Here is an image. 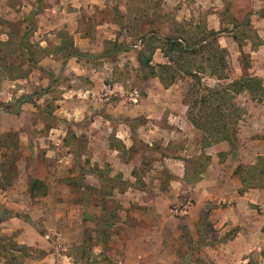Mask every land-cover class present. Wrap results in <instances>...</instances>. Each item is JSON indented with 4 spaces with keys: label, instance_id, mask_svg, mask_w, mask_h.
Masks as SVG:
<instances>
[{
    "label": "rangeland",
    "instance_id": "374dc122",
    "mask_svg": "<svg viewBox=\"0 0 264 264\" xmlns=\"http://www.w3.org/2000/svg\"><path fill=\"white\" fill-rule=\"evenodd\" d=\"M262 15L264 0H0V261L33 264L54 254L56 264H264V192L239 195L235 175L264 156ZM212 31L220 33L225 65L172 54L183 101H193L197 89L190 70L211 89L258 81L248 82L251 93L236 95L237 149L214 145L209 171L203 136L184 137L178 128L165 139L157 131L149 144L140 137L148 128L144 116L108 118L103 110L108 123L95 113L78 119L57 112L66 87L89 85L65 69L71 49L62 51L64 42H92L89 56L77 59L90 71L107 62L113 74L105 84L120 83L133 103L130 94L143 98L149 87L135 67L137 54L167 39L193 43L207 35L216 42ZM46 58L66 72L54 79L40 64ZM23 97L30 107L16 115ZM120 121L128 125L127 146L115 137ZM176 160L185 165L186 182L178 196L168 188L174 177L167 166H180ZM34 179L44 182L46 195L31 196ZM19 231L42 248L21 245Z\"/></svg>",
    "mask_w": 264,
    "mask_h": 264
},
{
    "label": "crops",
    "instance_id": "0c3cea01",
    "mask_svg": "<svg viewBox=\"0 0 264 264\" xmlns=\"http://www.w3.org/2000/svg\"><path fill=\"white\" fill-rule=\"evenodd\" d=\"M214 28L216 27L214 26ZM78 34L80 33L78 32ZM74 39V46L76 48L79 46V50L82 52H86L88 48L93 47L92 42H82L84 40L82 37L78 39L80 42L77 41L76 37ZM134 47L137 48V46ZM91 52H93V50H91ZM138 57L139 54H137V58L133 59L137 62L135 66L136 68H140ZM48 59H44L42 62H40V64L42 65V69L44 71L52 73V77H54V79L56 76L58 78L60 73L66 72L61 70L58 72V68L55 66L56 60L52 61ZM166 63L167 58L163 55L161 49H156L152 64L157 65ZM107 64L108 63L106 62L103 69H92L90 71L86 66L83 65L82 61L77 59V57L70 58L66 63L65 69L67 72H70L75 80L80 82L85 80L89 83V85L85 88L80 85H74L70 88L66 87V93L63 94V97L66 99L61 98L59 101H57V103L60 104L57 106V112H61L66 116H77L78 119L85 118L88 116V114L90 115L95 113V120L100 119L108 123L111 122V120L106 119L101 114H99L101 111L103 113V110V114L107 115L108 118L122 117L124 119L136 120L139 117L144 116L147 120L145 124H147L148 128L147 130H143L144 132L140 137L143 142L149 144H151L149 141L155 134H157V131L159 132V136H164L166 139L167 133L165 132L172 133V130L178 128L182 131V136L184 137H196L199 140L202 138V132L196 129L188 119V106L183 101L182 90L178 91L174 84L166 88L161 84L157 77H154L147 80L149 87L146 90V95L143 98L139 97V101L137 103H128L129 98L126 96L124 88L120 85V83H114L113 87L105 84V80L111 74H113V70L109 68ZM117 86H120V90H117L119 88L116 89ZM104 88L108 89V91L103 95L102 91ZM117 93L119 99L115 101L111 100L113 98L112 95L117 96ZM29 107L30 104L24 103L21 105L20 110L23 112L25 109L28 110ZM67 121L69 120L67 119ZM94 123H96V121H94L92 125ZM118 127L119 128H117L115 131V137L127 146L128 130L126 129L128 128V125L121 123L120 121ZM141 128H144V126H141ZM129 141L130 139H128V142ZM198 147L200 148L201 152L202 150L200 145H198ZM214 147L215 146L204 149L205 153L211 157V164L206 171H209L210 167L213 168L216 166L215 161L217 159V154H211L208 152V150L213 149ZM176 162L180 163V166L177 164H169L167 166L168 171L174 177V181H171V184L168 188L171 194L176 193L175 195L178 196L181 188L186 184V182L184 181L185 165L181 160H176ZM202 177H204V175ZM174 183H177V185ZM179 187L180 190H176V188ZM8 199H12V195L9 196V198H4V202L10 204ZM200 204L203 205V203ZM15 220L17 219L12 218L9 220L12 222L9 225V227L12 226L9 228L10 232L16 231L17 224H15ZM21 227L24 226L22 225ZM19 233L20 234L16 238L20 243H22L21 245H25L30 249L42 248V244L39 240H37V238L26 237L25 233L21 231H19ZM0 264H4V262L0 261ZM33 264H56V259L54 258V254H48L42 259L35 260Z\"/></svg>",
    "mask_w": 264,
    "mask_h": 264
},
{
    "label": "trees",
    "instance_id": "16d2710c",
    "mask_svg": "<svg viewBox=\"0 0 264 264\" xmlns=\"http://www.w3.org/2000/svg\"><path fill=\"white\" fill-rule=\"evenodd\" d=\"M264 18V16H261ZM249 21V20H247ZM219 32H211L212 41L208 42L207 35H203L198 42H180L179 38L176 40L167 39L162 42L160 46H152L148 54H139L138 62L140 65V71L143 74L145 80L157 77L164 87H169L175 84L177 80V73L180 69L171 66L173 62V55L176 53L179 60H185L187 58L196 59L203 57L206 63H214L211 67L218 65L222 66L221 61L225 65L224 57H219V54L226 52L217 42L219 38ZM26 40V39H25ZM70 48L71 51L66 54L65 59L71 57L89 56L86 52L80 51L74 46V42L70 39V42L63 44L61 50ZM156 49H161L163 55L167 58L166 64L153 65V56ZM121 51V48L114 49L110 54ZM29 54H34L32 47L28 49ZM204 53V54H203ZM30 62H33L30 56ZM176 69V72L172 71ZM160 70V72H158ZM188 76L192 79H196L197 89L193 92V101H184L188 106V119L192 125L202 132V147L208 148L220 143H227L233 149H237V125L240 119V108L236 104V95L241 94L243 91L251 93L250 84L248 82L258 81L257 78H244L235 80L226 86H218V88H208L201 84V79L194 74L192 70L187 72ZM213 73V72H212ZM215 75V73H213ZM212 74V76H213ZM216 76V75H215ZM218 80H222V77L218 76ZM225 80L228 77L223 78ZM203 94H200L201 91ZM196 98H195V97ZM28 97H23L19 102L20 107L24 103H29ZM20 108L15 112L16 115L20 114ZM228 119V120H227ZM113 147V146H111ZM235 175L239 177L241 188L238 190L239 195H243L250 189H258L264 192V156H259L254 165L250 166L246 170L239 168L235 171ZM10 185V183H8ZM2 187V186H0ZM3 188V187H2ZM30 194L35 197L40 191V195H46L47 190L44 182L39 179H34L30 186Z\"/></svg>",
    "mask_w": 264,
    "mask_h": 264
},
{
    "label": "built area",
    "instance_id": "2783aa9c",
    "mask_svg": "<svg viewBox=\"0 0 264 264\" xmlns=\"http://www.w3.org/2000/svg\"><path fill=\"white\" fill-rule=\"evenodd\" d=\"M139 97H140V94L137 90L133 91L131 96H130V100L133 102V103H137L139 101Z\"/></svg>",
    "mask_w": 264,
    "mask_h": 264
}]
</instances>
